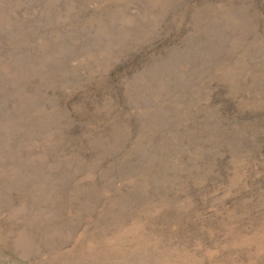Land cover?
<instances>
[{
	"label": "rangeland",
	"instance_id": "374dc122",
	"mask_svg": "<svg viewBox=\"0 0 264 264\" xmlns=\"http://www.w3.org/2000/svg\"><path fill=\"white\" fill-rule=\"evenodd\" d=\"M0 264H264V0H0Z\"/></svg>",
	"mask_w": 264,
	"mask_h": 264
}]
</instances>
